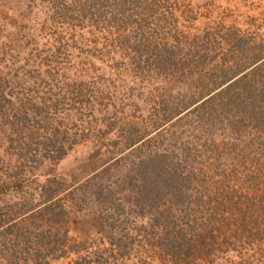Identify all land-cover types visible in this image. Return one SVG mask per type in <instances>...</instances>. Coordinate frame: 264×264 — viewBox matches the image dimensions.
I'll list each match as a JSON object with an SVG mask.
<instances>
[{
    "label": "trees",
    "instance_id": "obj_1",
    "mask_svg": "<svg viewBox=\"0 0 264 264\" xmlns=\"http://www.w3.org/2000/svg\"><path fill=\"white\" fill-rule=\"evenodd\" d=\"M38 1L30 4L39 7L35 22L20 28L29 37L36 34L51 67L66 65L64 58L70 65L86 63V56L105 67L103 75L125 97L154 91L152 105L138 99L133 109L126 107L133 114L115 124L99 116L95 91H82L88 103L81 101L77 112L97 115L100 122L80 127L66 146L60 143L53 161L85 142L108 161L72 189L78 199L54 202L53 193L41 206L55 225V232L47 230L50 250L56 243L57 258L104 264L94 248L113 249L119 227L131 223L165 231L153 237L160 254L172 260L198 253L203 264H264V81L254 80L264 70V53L225 25L217 30L211 21L196 28L201 14L193 0ZM202 33L221 50L220 67L210 62L208 50L195 57L191 42ZM77 210L98 227L90 235L91 251L78 248L76 227L68 226ZM247 227L260 228L251 233ZM42 233L34 234L36 243Z\"/></svg>",
    "mask_w": 264,
    "mask_h": 264
},
{
    "label": "rangeland",
    "instance_id": "obj_2",
    "mask_svg": "<svg viewBox=\"0 0 264 264\" xmlns=\"http://www.w3.org/2000/svg\"><path fill=\"white\" fill-rule=\"evenodd\" d=\"M31 3L38 4L39 1L0 0V264H72L67 256L57 258L61 251L59 244L55 243L57 248L50 250L52 238L47 230L55 232V225L40 210L53 193L54 202L64 198L65 202L71 203L73 198L78 199V193L70 195L72 189L90 177L95 167L102 169L105 165L101 161H108L106 154H96L95 145L86 142L76 146L61 162L53 161L60 143L66 146L75 135L81 134L80 127L91 128L100 122L97 115L92 118L77 112L76 107L81 101L88 103L84 89L88 93L95 91L97 98L93 103L102 109L99 116L114 124L130 111L133 114L126 107L133 109L132 104L138 99L152 105L154 91H140L133 99L125 97L112 86L111 78L103 75L105 67L96 60L94 65L90 64L86 56H83L86 63L70 65L64 58L66 65L51 67L49 57L36 44V34L29 33V37L20 28H30L35 22L34 15L39 13V7H30ZM193 3L194 10L201 14L196 28L201 30L211 21L218 25L217 30L220 24L225 25L231 31L243 33L247 47L251 45L253 51L264 53V0H193ZM201 36L202 39L191 42L195 57L200 58L208 50L210 62L220 67L221 50L210 45L209 34L202 33ZM84 47L86 51L92 49ZM227 52L231 53L230 50ZM61 59L60 55L56 61ZM261 76L264 81V70L256 73L254 80ZM32 207L35 209L31 210ZM71 219L76 224L68 223V226L76 227L72 235L79 239L78 248L91 251L90 245L95 243L91 242L90 235L97 234L98 227L92 221L85 222L79 210L71 214ZM13 223L16 226H12ZM251 225H257V221ZM259 228L247 227V230L253 233ZM118 231L122 233L113 249L103 251L102 244L100 249L94 248L95 255L101 257L104 264H203L198 253L196 257L181 253L179 260L161 255L153 237L157 233L166 235L161 229L133 227L127 223ZM143 231H146L145 237L141 235ZM41 232L42 238L36 243L34 234L41 235ZM15 234H19L18 239ZM44 235L48 236L45 242Z\"/></svg>",
    "mask_w": 264,
    "mask_h": 264
}]
</instances>
